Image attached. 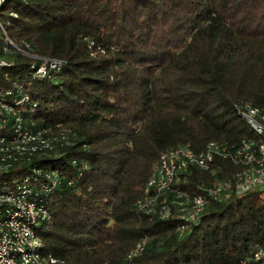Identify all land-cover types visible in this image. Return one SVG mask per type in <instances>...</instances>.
<instances>
[{
  "label": "trees",
  "instance_id": "trees-1",
  "mask_svg": "<svg viewBox=\"0 0 264 264\" xmlns=\"http://www.w3.org/2000/svg\"><path fill=\"white\" fill-rule=\"evenodd\" d=\"M0 15L14 43L64 62L51 79L33 76L21 54L0 69V92L19 84V107L39 129L57 126L74 144L50 158L0 173V184L55 171L51 222L37 231L41 254L66 264H236L264 246V197L257 190L210 201L178 235L180 221L136 210L159 155L178 144L199 152L210 141L256 137L242 104L264 108V0H10ZM6 4V5H7ZM232 182L236 167L218 164ZM189 195L210 178L191 170Z\"/></svg>",
  "mask_w": 264,
  "mask_h": 264
},
{
  "label": "built area",
  "instance_id": "built-area-1",
  "mask_svg": "<svg viewBox=\"0 0 264 264\" xmlns=\"http://www.w3.org/2000/svg\"><path fill=\"white\" fill-rule=\"evenodd\" d=\"M9 2L0 0V15L16 17L11 10L2 14ZM4 24L0 16V69L11 66L13 56L21 54L38 60L39 64L31 67L36 78L51 79L60 72L62 60L32 54L27 42L14 43L6 34ZM28 100L16 82L10 90L0 92V173L27 166L35 158L53 157L76 139L66 127L43 130L27 121L19 107ZM239 113L256 137L264 135V108L244 103ZM220 162L236 167L233 182L225 178ZM194 169L205 173L210 180L199 187L201 193L189 195L178 185ZM59 184L57 172L37 168H31L30 174L11 183L0 184V264H66L42 256L43 245L37 234L51 222L49 199ZM254 189L264 197V141L243 140L239 144L210 141L199 152L193 151L189 144H178L159 155L134 206L138 212L159 220L178 219L180 223L175 232L182 235L199 220L210 201H221L230 194L242 195ZM145 248V240L137 243L124 264L141 256ZM236 264H264V246L256 245L248 258Z\"/></svg>",
  "mask_w": 264,
  "mask_h": 264
},
{
  "label": "rangeland",
  "instance_id": "rangeland-1",
  "mask_svg": "<svg viewBox=\"0 0 264 264\" xmlns=\"http://www.w3.org/2000/svg\"><path fill=\"white\" fill-rule=\"evenodd\" d=\"M11 7H12L11 4H7L6 7H5V9L2 10V14H6L9 10H11Z\"/></svg>",
  "mask_w": 264,
  "mask_h": 264
}]
</instances>
